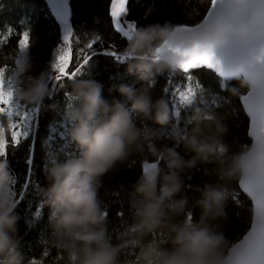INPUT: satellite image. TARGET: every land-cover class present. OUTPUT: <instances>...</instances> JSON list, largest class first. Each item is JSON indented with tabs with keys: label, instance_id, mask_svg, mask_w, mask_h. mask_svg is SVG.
Here are the masks:
<instances>
[{
	"label": "clouds",
	"instance_id": "clouds-1",
	"mask_svg": "<svg viewBox=\"0 0 264 264\" xmlns=\"http://www.w3.org/2000/svg\"><path fill=\"white\" fill-rule=\"evenodd\" d=\"M259 23V20L220 23L212 29L187 34L184 39L167 21L137 27L121 55L126 57L128 73L146 84L141 89L127 84L110 89L117 90L123 100L110 101L103 95V84L94 79L71 81L76 103L69 105L71 127L67 135L78 146L79 155L52 163L44 195L51 209L53 243L68 253L72 264H122L123 249L134 243L142 245L138 254L140 264H230L225 256L229 241L219 223L228 217V191L221 182L253 171L264 173V140L253 139L229 158V147L221 139L226 125L213 113L195 109L189 118L193 125L191 132L182 140L190 157L182 156L175 147L152 145L151 153L158 162L150 171L143 169L134 185L133 218L125 227L128 238L119 244L107 235L108 211L99 191L102 177L117 163L144 153L149 128L138 125L137 117L145 125L152 121L162 127L172 119L168 101L164 97L154 101L151 94L154 71L173 67L175 54L169 48L190 47L193 41L219 47L229 35L250 44L264 35V31L257 29ZM17 60L16 68L22 69V74L27 73L31 68L30 57L24 54ZM233 78L238 83L230 84L227 90L238 96L242 90L256 87L261 75L240 73ZM18 96L28 105L41 107L46 99L52 98L53 92L41 73L36 77L21 76ZM48 107L55 109L57 105ZM205 122H214L216 134H203L201 126ZM151 131L154 137L158 135L157 130ZM209 162L217 166V183H205L200 189L195 204L201 214L194 219L188 209L190 197L182 195L186 176L198 164ZM14 181L16 176L9 162L0 159V264H23ZM160 232L165 233L163 243L156 238ZM148 236L153 238L145 242Z\"/></svg>",
	"mask_w": 264,
	"mask_h": 264
},
{
	"label": "trees",
	"instance_id": "trees-1",
	"mask_svg": "<svg viewBox=\"0 0 264 264\" xmlns=\"http://www.w3.org/2000/svg\"><path fill=\"white\" fill-rule=\"evenodd\" d=\"M72 9L71 25L74 34L80 36V46L86 47V42L96 35L103 38V45H94L97 55L93 59V66L86 68L76 79H94L103 84V95L110 101L113 98L123 100V96L112 90L121 84L130 85L136 89H141L146 82L141 81L136 75H130L127 71V62L117 61L106 55L109 50H120L119 55L128 45L126 37H122L114 29L113 18L111 17V0H70ZM128 14L126 20L135 22L137 27L149 23L170 22L174 27L193 26L202 22V17L206 15L210 7L209 0H129ZM23 22L24 27H21ZM10 28L13 33L5 43L0 44V67H6L5 79L14 77L16 69V59L20 56L19 39L22 38L23 31L30 32V45L27 55L30 57L31 68L20 77H36L48 70V65L52 60L55 48L60 42L61 27L54 21L50 8L44 0H1L0 1V31ZM9 34L5 33L7 37ZM102 48V50H101ZM83 55V53L81 54ZM76 62L75 44L73 63ZM72 65H70L71 70ZM191 75V81H185L184 76ZM47 78V76H46ZM151 94L153 100L164 97L173 114L171 121L166 126L154 124L148 121L147 125L137 117V124L149 128L145 136L144 153L133 154L123 163H117L107 174L102 177V187L99 191L103 207L107 209V235L113 243H121L127 239L125 227L132 222L134 209L131 201L134 199V185L141 176L143 164L154 162L149 145L155 144L157 147H175L182 156L186 158L191 153L185 149L183 138L190 134L193 125L189 123V118L195 109L200 108L213 113L219 121L226 125L227 131L221 137L229 147V158L231 154L239 151L242 145L252 143L249 135L250 120L243 110L239 96L245 95L249 89L241 91L240 95L234 96L228 90H222L220 79L213 71L206 68L192 70L189 74H184L176 70L175 74L169 73V69L159 72L154 71ZM71 81L65 80L64 87L52 89L53 96L46 99L44 106L38 117V128L35 132V144L33 148L34 170L26 163L29 154V141L22 142L19 146H11L9 141L8 156L0 158L9 162L10 168L16 176L17 183L14 190L17 192L16 199L21 203L16 208L19 216L18 239L20 241V251L23 254V264H72L68 253L64 249L57 248L53 243L52 229L49 225L51 214L50 206L46 203L44 195L50 181L47 178L49 167L54 161L63 162L67 159L79 155V148L67 135V130L71 127V120L68 116L69 105H75V99H71ZM51 82H49L50 84ZM238 81L231 79L227 87L236 85ZM199 85L198 98L194 105L179 110V116L174 111L177 98L170 95V91L181 88L182 85L195 87ZM167 89V91H162ZM202 90V91H200ZM220 98V99H217ZM226 98L227 102L221 103V99ZM215 101V102H214ZM23 103L26 109L34 105ZM56 104L55 109L48 105ZM3 106V105H0ZM15 122V118L13 121ZM10 121L3 113H0V128L4 129L5 136H10ZM55 127L57 138L52 147H48L43 142L49 136V129ZM205 136L215 133L214 122H205L201 126ZM151 129L158 132L157 136L152 135ZM20 130V129H16ZM63 133L64 135H59ZM53 153L49 156L48 153ZM163 162H161V165ZM216 164H198L195 169L190 170L186 176L183 194L190 197L188 209L193 213L194 219H198L201 209L196 206L195 201L200 196V189L205 183H217L215 174ZM241 177L232 181L221 182L228 191L227 219L219 221L225 237L229 241L225 249V256L229 248L237 243L249 230L253 222V205L247 194L238 187ZM31 185L25 189L24 183ZM237 199H233V194ZM41 212V218L37 221L34 213ZM180 219H184L181 217ZM34 223V226H30ZM152 236L145 237V242L152 239ZM162 243L165 241V233L160 232L157 237ZM142 245L132 244L123 249L122 264H140L138 254Z\"/></svg>",
	"mask_w": 264,
	"mask_h": 264
},
{
	"label": "snow or ice",
	"instance_id": "snow-or-ice-1",
	"mask_svg": "<svg viewBox=\"0 0 264 264\" xmlns=\"http://www.w3.org/2000/svg\"><path fill=\"white\" fill-rule=\"evenodd\" d=\"M129 0H111V17L114 21V29L127 40L131 39L137 29L135 22H128ZM55 20L61 26L60 42L55 48L54 55L48 65L46 72L48 86L52 89L64 87V81L76 79L86 69L93 66V59L97 55V49L94 45H103V38L96 35L90 41L86 42V47L80 46L79 34H74L70 23L72 15L70 0H48ZM210 7L206 15L202 17V23L195 27H176L174 31L184 39L187 34L198 33L205 29H212L220 23L229 22L233 18V10L236 5L232 0H209ZM21 27H24L23 22ZM5 33L9 35L6 37ZM12 32L10 28L0 31V44L5 43L10 38ZM75 44L76 62L73 63ZM30 45V32L23 31L22 38L19 39L20 55L27 54ZM102 50V48H101ZM120 50H109L105 54L117 61H124L126 57L119 55ZM160 51L159 49L157 50ZM170 53L175 54L173 67L169 68V73L175 74L180 70L184 74H189L192 70L206 68L214 70L220 79V87L227 90V85L231 79L240 73L248 74L250 72H259L261 80L256 87L250 89L247 94L239 96L243 105V110L247 113L251 129L249 135L255 140H264V35L258 37L250 44H243L237 38L227 36L225 42L219 47H213L200 41H193L190 47H170ZM83 53V55H81ZM19 63V60L16 61ZM70 65H72L70 70ZM8 69L0 67V113H3L8 121L9 127L13 129L10 136L6 138L3 128H0V158L8 156L9 141L11 146H19L22 142L30 141L29 154L26 163L34 170L33 148L35 144V132L38 128V117L41 112L39 105H34L26 109L19 102V81L18 77L22 74V69H15V76L5 79V73ZM191 75H185V81H191ZM49 82H51L49 84ZM170 91V95L177 98V104L174 106L176 115L179 116V110L194 105L198 98L199 85L195 87L182 85L181 88H175ZM167 91V89L162 90ZM202 91V90H200ZM75 99L74 97H70ZM220 99V98H217ZM215 102V101H214ZM227 102L226 98L221 99V103ZM15 118V122L13 121ZM20 129V130H16ZM59 135L63 136V133ZM57 138L56 128L49 129V136L43 142L48 147H52ZM152 150V146H148ZM49 156L53 153H48ZM157 158L154 162L143 164L145 171H150L156 167ZM256 165L253 162V168ZM17 183L14 181L13 186ZM23 187L28 189L31 185L27 182ZM238 187L247 194L255 209L254 222L251 223L249 230L243 238L231 248V254L228 256L230 264H264V173L255 171L243 176L239 180ZM14 188V187H13ZM15 197L17 192L14 190ZM233 194V199H237ZM18 205L21 203L17 199ZM36 220L41 218L42 213H34ZM108 215V213H107ZM30 226H34V223ZM35 264V261H30Z\"/></svg>",
	"mask_w": 264,
	"mask_h": 264
},
{
	"label": "water",
	"instance_id": "water-1",
	"mask_svg": "<svg viewBox=\"0 0 264 264\" xmlns=\"http://www.w3.org/2000/svg\"><path fill=\"white\" fill-rule=\"evenodd\" d=\"M1 1V0H0ZM48 7L50 8L48 4V0H45ZM232 2L236 5L235 9L233 10V18L229 22H234V23H248L252 20H259L260 23L257 24V29L259 31H264V0H232ZM71 6V5H70ZM50 11L52 13V10L50 8ZM53 15V14H52ZM54 16V15H53ZM72 20V15L70 17V23ZM203 22V21H202ZM200 22V23H202ZM114 23V21H113ZM197 25V24H196ZM196 25L193 26H187V27H195ZM214 71V70H213ZM233 79V78H232ZM250 90V89H249ZM247 94V93H246ZM247 114V113H246ZM248 116V115H247ZM251 129V125H250ZM250 132V130H249ZM251 137V136H250ZM251 140L253 141V138L251 137ZM242 178V177H241ZM254 212L255 209L253 207V222H254ZM243 238V237H242ZM241 238V239H242ZM240 239V240H241ZM239 240V241H240ZM238 241V242H239ZM237 242V243H238ZM236 244V243H235ZM234 244V245H235ZM232 245L227 254L226 257L231 254V248L234 246Z\"/></svg>",
	"mask_w": 264,
	"mask_h": 264
},
{
	"label": "bare ground",
	"instance_id": "bare-ground-1",
	"mask_svg": "<svg viewBox=\"0 0 264 264\" xmlns=\"http://www.w3.org/2000/svg\"><path fill=\"white\" fill-rule=\"evenodd\" d=\"M71 11H72V9H71ZM53 16V15H52ZM53 18H54V21L58 24V22L55 20V17L53 16ZM58 26H60L59 24H58ZM61 27V26H60ZM253 223V222H252Z\"/></svg>",
	"mask_w": 264,
	"mask_h": 264
},
{
	"label": "rangeland",
	"instance_id": "rangeland-1",
	"mask_svg": "<svg viewBox=\"0 0 264 264\" xmlns=\"http://www.w3.org/2000/svg\"><path fill=\"white\" fill-rule=\"evenodd\" d=\"M45 1V0H44ZM46 2V1H45ZM23 105V103H21Z\"/></svg>",
	"mask_w": 264,
	"mask_h": 264
}]
</instances>
